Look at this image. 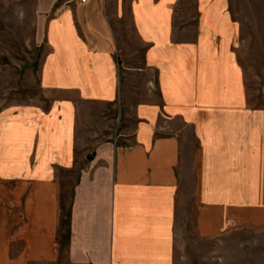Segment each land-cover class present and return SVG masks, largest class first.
I'll list each match as a JSON object with an SVG mask.
<instances>
[{"label":"crops","instance_id":"obj_1","mask_svg":"<svg viewBox=\"0 0 264 264\" xmlns=\"http://www.w3.org/2000/svg\"><path fill=\"white\" fill-rule=\"evenodd\" d=\"M41 3L46 103L0 109V264H186L190 218L263 228L264 108L228 0Z\"/></svg>","mask_w":264,"mask_h":264},{"label":"rangeland","instance_id":"obj_2","mask_svg":"<svg viewBox=\"0 0 264 264\" xmlns=\"http://www.w3.org/2000/svg\"><path fill=\"white\" fill-rule=\"evenodd\" d=\"M42 1L0 0V109L46 103L40 78L49 52L47 24L56 12ZM228 5L250 104L264 108V0H228ZM177 231L176 251L186 264H264V227L206 239L190 218Z\"/></svg>","mask_w":264,"mask_h":264},{"label":"built area","instance_id":"obj_3","mask_svg":"<svg viewBox=\"0 0 264 264\" xmlns=\"http://www.w3.org/2000/svg\"><path fill=\"white\" fill-rule=\"evenodd\" d=\"M79 1L81 4H86L87 3V0H77Z\"/></svg>","mask_w":264,"mask_h":264}]
</instances>
